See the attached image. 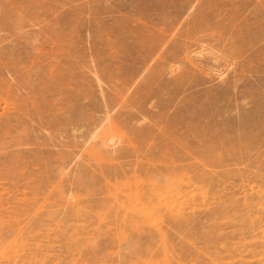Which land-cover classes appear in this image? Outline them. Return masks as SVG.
<instances>
[{
    "label": "rangeland",
    "instance_id": "374dc122",
    "mask_svg": "<svg viewBox=\"0 0 264 264\" xmlns=\"http://www.w3.org/2000/svg\"><path fill=\"white\" fill-rule=\"evenodd\" d=\"M4 12L0 264H264V0Z\"/></svg>",
    "mask_w": 264,
    "mask_h": 264
},
{
    "label": "bare ground",
    "instance_id": "6f19581e",
    "mask_svg": "<svg viewBox=\"0 0 264 264\" xmlns=\"http://www.w3.org/2000/svg\"><path fill=\"white\" fill-rule=\"evenodd\" d=\"M7 2H8V0H0V9L2 8V6L3 5H7ZM27 7H29V6H27ZM27 7H23V9L22 10H26V9H28ZM30 8V7H29ZM30 10V9H29ZM3 11V10H2ZM9 12V11H8ZM8 18H9V15H6V13L4 12V14L2 15V16H0V26H4L6 23H7V20H8ZM196 33V32H195ZM216 38V37H215ZM226 52V51H225ZM175 53V52H174ZM226 54V53H225ZM226 56V55H225ZM225 82V81H224ZM223 83V82H222ZM225 93V92H224ZM108 99V98H107ZM107 102V101H106ZM108 109V108H107ZM131 116V115H130ZM129 117V116H128ZM130 118V117H129ZM197 120V119H196ZM108 122H107V125H106V128H108V130H110V132L111 133H113V131H116V130H112L111 128V126L113 125V121H112V117H109L108 116V120H107ZM118 122V121H117ZM116 123V122H115ZM119 123V122H118ZM105 127V126H104ZM137 128V127H136ZM148 128V127H147ZM134 130H136V129H134ZM147 130V129H146ZM118 131H120V130H118ZM139 131H144V129L143 130H139ZM138 130H137V133L138 134H140V135H145V134H148L150 131H145V132H139ZM109 132V131H108ZM96 133V132H95ZM111 133H110V140H109V143L107 142V140L106 141H104V142H102L103 144H104V146L102 147V149H101V154L102 153H106V154H108V156L109 155H113L114 154V152H116V149H115V147H113V145H114V139H117L118 140V138H116V136L114 135V134H112L111 135ZM122 135H124V134H122ZM128 136V135H127ZM120 137V136H119ZM123 139V138H122ZM126 140V139H125ZM105 146H107V147H105ZM109 146H112V150L111 151H109L108 149H109ZM133 146V145H132ZM118 148V147H117ZM100 153V152H99ZM123 153H124V151H123ZM123 156V155H122ZM128 156V155H127ZM99 159V158H98ZM116 167V166H115Z\"/></svg>",
    "mask_w": 264,
    "mask_h": 264
}]
</instances>
